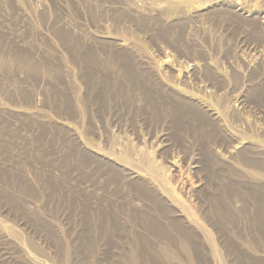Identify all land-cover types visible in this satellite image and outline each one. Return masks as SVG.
Wrapping results in <instances>:
<instances>
[{
	"label": "rangeland",
	"instance_id": "1",
	"mask_svg": "<svg viewBox=\"0 0 264 264\" xmlns=\"http://www.w3.org/2000/svg\"><path fill=\"white\" fill-rule=\"evenodd\" d=\"M0 264H264V0H0Z\"/></svg>",
	"mask_w": 264,
	"mask_h": 264
}]
</instances>
